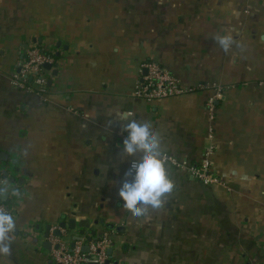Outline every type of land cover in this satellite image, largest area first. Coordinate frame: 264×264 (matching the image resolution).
<instances>
[{
	"label": "crops",
	"instance_id": "1",
	"mask_svg": "<svg viewBox=\"0 0 264 264\" xmlns=\"http://www.w3.org/2000/svg\"><path fill=\"white\" fill-rule=\"evenodd\" d=\"M33 48L51 59L43 92L21 70ZM146 62L187 92L135 98ZM129 110L166 159L208 157L224 186L165 161L172 191L133 215L117 194ZM0 179L16 224L0 264H55L45 228L71 220L59 238L94 232L109 264H264V0H0Z\"/></svg>",
	"mask_w": 264,
	"mask_h": 264
},
{
	"label": "clouds",
	"instance_id": "2",
	"mask_svg": "<svg viewBox=\"0 0 264 264\" xmlns=\"http://www.w3.org/2000/svg\"><path fill=\"white\" fill-rule=\"evenodd\" d=\"M221 47L227 51L232 41L231 35L216 38ZM125 120L121 143L123 154L133 157L128 161L118 196L124 206L131 210L136 217H144L148 207L159 208L162 206V197L173 189V182L168 177L165 169V155L161 151V141L158 134L153 131L148 120L134 118L132 111H125L120 117ZM140 153L137 157L136 154ZM16 228L15 218L7 210L0 209V241ZM8 246H0V253H7Z\"/></svg>",
	"mask_w": 264,
	"mask_h": 264
},
{
	"label": "built area",
	"instance_id": "3",
	"mask_svg": "<svg viewBox=\"0 0 264 264\" xmlns=\"http://www.w3.org/2000/svg\"><path fill=\"white\" fill-rule=\"evenodd\" d=\"M51 59L40 53L37 48L28 51L26 60L21 64V70L24 77L30 75L34 78V83L39 91L43 92L45 87V76L43 73V65L50 63ZM145 74L141 81L136 85L133 96L146 102L162 101L166 99L180 97L187 91L184 90L179 82L168 72L163 70L154 62H146L142 65ZM17 86H23L21 78L15 77L14 82ZM219 93V92H218ZM219 96V94H217ZM213 99L208 101V109L212 110ZM212 132H209V136ZM211 137V136H210ZM207 151L206 156H208ZM165 161L171 162L179 168H186V172L196 181L206 186H224V182L220 177L212 171L210 160L205 157L197 166L177 164L170 159ZM7 183L0 179V192L6 187ZM0 209L7 210V207L0 201ZM9 212V211H8ZM50 239V255L55 264H105V239L97 238L87 242L88 252H82V243L74 241L70 245L68 241L58 237L49 236Z\"/></svg>",
	"mask_w": 264,
	"mask_h": 264
},
{
	"label": "water",
	"instance_id": "4",
	"mask_svg": "<svg viewBox=\"0 0 264 264\" xmlns=\"http://www.w3.org/2000/svg\"><path fill=\"white\" fill-rule=\"evenodd\" d=\"M43 67L48 69L49 68V65L48 64H44ZM7 196H8V192H6V191L0 192V201H3L4 202L7 199ZM75 226H76V224L72 220L69 221L67 225L64 224V223L59 224V228L58 229H55V230H52L51 232H49L50 227L47 226L45 228L44 238L47 239L49 237V234L51 236H53V237H58L59 238L61 236V232H60L61 230H64V229L74 230L75 229ZM77 227L78 228H84V229H88L89 228L87 222H79L77 224ZM81 234H82V232H81ZM90 235H91V237L88 238V242L91 241V238L94 236V232H91ZM74 240L77 241V240H80V238H74ZM47 245L49 246L50 243L47 242ZM82 252L83 253H87L88 252V246H86V245L83 246L82 247ZM106 256L109 257V258L111 257V250H107L106 251ZM89 264H95V263H89ZM105 264H109V260H106L105 261Z\"/></svg>",
	"mask_w": 264,
	"mask_h": 264
}]
</instances>
